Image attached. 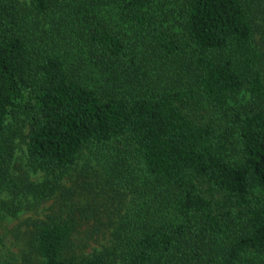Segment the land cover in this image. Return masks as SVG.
Here are the masks:
<instances>
[{
	"label": "trees",
	"instance_id": "1",
	"mask_svg": "<svg viewBox=\"0 0 264 264\" xmlns=\"http://www.w3.org/2000/svg\"><path fill=\"white\" fill-rule=\"evenodd\" d=\"M23 2L0 0V195L54 196L88 150L80 177L96 159L133 204L63 191L23 264H264V0Z\"/></svg>",
	"mask_w": 264,
	"mask_h": 264
},
{
	"label": "rangeland",
	"instance_id": "2",
	"mask_svg": "<svg viewBox=\"0 0 264 264\" xmlns=\"http://www.w3.org/2000/svg\"><path fill=\"white\" fill-rule=\"evenodd\" d=\"M27 5L29 0H23ZM17 148L15 158L13 161L12 171L16 175L28 177L29 180L37 183H42L46 180L45 173L35 171L28 160L27 145L23 137L16 139ZM89 151L81 157L77 166L72 168L63 181V188L57 191L54 196H42L36 198L33 194L12 196L8 193L0 195V264H23L26 259L29 248L27 245V238L29 237L28 230L31 227V221L38 218H46L47 215L57 213L61 209V204L70 203L73 200L81 205L99 204L102 209L103 203L111 202L110 208L121 207L124 211L129 209L133 204L131 202L132 195L123 196V205L114 203V189L106 181L107 176L98 175L96 171L101 169V165L93 158L91 169L87 178L80 177L81 171L88 165ZM99 173H102L99 171ZM87 181V184L86 182ZM46 182V181H45ZM44 182V183H45ZM91 185H90V184ZM80 184L87 186L86 189L80 187ZM41 187V186H40ZM70 190L71 197L63 194V191ZM42 195V194H41ZM68 200H63V197ZM69 198V199H68ZM71 198V199H70ZM119 201L121 197H117ZM22 202V204H19ZM16 203L18 210L15 212L12 205ZM113 203V204H112ZM98 221L97 217L88 220L91 227ZM104 223L106 219L103 218ZM104 232L95 233L98 242H106L109 237L107 226L101 224ZM92 245H98L96 241L92 240Z\"/></svg>",
	"mask_w": 264,
	"mask_h": 264
}]
</instances>
